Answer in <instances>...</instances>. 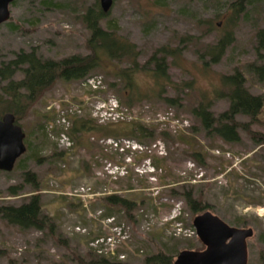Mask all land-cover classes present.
I'll return each instance as SVG.
<instances>
[{"label": "rangeland", "instance_id": "1", "mask_svg": "<svg viewBox=\"0 0 264 264\" xmlns=\"http://www.w3.org/2000/svg\"><path fill=\"white\" fill-rule=\"evenodd\" d=\"M235 1L114 0L110 17L117 21L119 34L141 51V64L163 46L182 48L178 65L168 57L171 82L158 83L153 73L138 71L132 92L113 74L115 64L106 61L111 70H96L84 80L58 81L18 120L28 147L19 169L0 170V207L20 205L38 193L55 231L22 230L0 216V264H86L98 255L143 264L146 255L161 249L177 255L185 249L203 250L205 246L191 232L197 214L168 190L179 189L182 183L229 225L253 228L248 264H264V105L255 122L237 116L250 131L240 126L236 142L208 133L192 114L203 96L213 101L215 115L226 111L229 101L217 98L216 91L223 89L221 75L236 70L244 74L248 90L264 99V79L250 67L264 63V52L258 54L256 49V33L264 27V0L246 1L235 41L220 62L210 64L206 57V65L199 58L224 32L216 29L199 39L200 18L229 19ZM95 2L16 0L10 6V19L0 24V64L21 50H35L54 60L86 55L89 31L81 16ZM20 77L18 73L16 78ZM112 82L117 87H111ZM4 84L0 81V87ZM131 94L133 106L121 105ZM165 97L176 103L169 105ZM79 119H91L93 125L139 122L153 127L155 138L139 144L88 130L81 139L84 144H78L68 132ZM195 152L203 155V163L195 159ZM23 167L36 173L38 191L24 179ZM176 181L181 183L167 185ZM130 185L133 192L127 191ZM13 186L21 187L16 195L10 193ZM114 193L138 195L142 204L135 212L136 223L123 211L105 216L104 198ZM164 204L172 208L162 209ZM177 216L181 219L175 221Z\"/></svg>", "mask_w": 264, "mask_h": 264}, {"label": "trees", "instance_id": "2", "mask_svg": "<svg viewBox=\"0 0 264 264\" xmlns=\"http://www.w3.org/2000/svg\"><path fill=\"white\" fill-rule=\"evenodd\" d=\"M246 1L236 0L230 4L231 17L229 19L215 22L220 15H216L215 18H200L198 26L201 35L197 36L199 39L211 34L216 29L224 31L214 43L208 44L204 52L202 51L199 54V58L205 62L204 64L208 65V61L205 60L206 57L209 58L210 64L220 62L227 50L232 46L235 41V29L239 24L241 15L246 10ZM81 17L82 22L89 31L86 43L89 52L86 55L75 54L67 58L54 60L42 58L35 50L29 52L21 50L15 54L13 59L1 62L0 81H6V84L0 87V116L5 113H13L18 123V120L24 117L27 111L32 110L45 92L51 89L58 81L84 80L96 70L107 69L109 71L111 70V64L106 61L115 64L113 74L120 84H124L123 86L129 88L132 92L135 89V76L138 71L144 70L153 73V78L158 83L161 81L171 82L168 73V57H173L172 64L178 65L177 58L183 52L181 47L163 46L148 59L147 63L141 64L139 61L141 51L136 44L119 34L117 21L110 17V10L105 12L102 9L100 0H96L93 5L88 6ZM256 38V49L258 54H262L264 52V27L257 31ZM124 63H126V66L123 65ZM147 64L151 65V69L146 66ZM250 67L259 79H264V63L251 65ZM18 73L21 74L20 78H16ZM221 83L223 89L216 91V97L227 98L229 108L221 114L215 115L211 110L213 101L203 96L202 101L193 107L192 114L200 120L208 133H213L228 142H236L240 138L238 132L240 126L250 131L249 125L241 124L237 121V116L244 115L249 117L250 123L257 121L263 109L264 99L262 96L255 95L248 90L246 78L238 70L232 74L221 75ZM110 86L115 88L117 83L112 82ZM164 100L169 105L176 103V99L170 97H165ZM134 101L135 97L131 94L127 101H121V105L125 104L131 107ZM152 128L134 121L127 125L126 123L125 125L117 123L115 125L109 123L106 125H93L91 119H79L70 128L71 132H68V136L73 141L77 139L78 144H84V141H81L84 137V131L96 130L101 132L105 138H127L143 144L145 139L155 138V129ZM163 135L168 134L164 133ZM26 144L28 147V143ZM194 157L198 162L203 163V155L201 153L195 152ZM19 159L14 169H19L20 164L25 160L24 158ZM155 166L159 168V166ZM22 169L24 179L33 184V191H38L39 180L36 173L24 167ZM179 183L181 181L167 183V185H179ZM179 186H181L179 189L170 188L168 190L171 195H177L182 198L187 209L193 215H198L211 209L208 203L195 196L192 188L190 189L184 183ZM20 188V186H13L10 188V193L16 195L19 193ZM134 190L135 188L132 185L127 189V191L131 192ZM104 200L107 209L105 216L114 217L115 214L123 211L130 221L134 223L138 221L135 212L142 204L138 195L114 193L106 196ZM146 203H149V201ZM150 204L153 205V201ZM153 207L158 212V206L153 205ZM161 208L169 211L172 205L164 204ZM0 216L8 224L17 226L22 230L55 231L54 221L42 211L41 195L38 193L32 194L28 201L20 205L1 206ZM180 216H177L175 221L180 220ZM190 246L194 247L195 244L192 243ZM1 254L2 251L0 250ZM176 255L177 251L171 254L165 249H161L146 255L143 264H173ZM9 264L16 263L11 261ZM86 264L126 263L110 256L98 255Z\"/></svg>", "mask_w": 264, "mask_h": 264}, {"label": "water", "instance_id": "3", "mask_svg": "<svg viewBox=\"0 0 264 264\" xmlns=\"http://www.w3.org/2000/svg\"><path fill=\"white\" fill-rule=\"evenodd\" d=\"M14 1L0 0V24L10 19V6ZM113 2L100 0L105 12L111 9ZM25 138L26 133L13 113L0 116V170L14 169L17 160L27 151ZM192 224L205 248L182 250L173 264H248V239L254 235L253 228L231 226L209 210L196 215Z\"/></svg>", "mask_w": 264, "mask_h": 264}, {"label": "built area", "instance_id": "4", "mask_svg": "<svg viewBox=\"0 0 264 264\" xmlns=\"http://www.w3.org/2000/svg\"><path fill=\"white\" fill-rule=\"evenodd\" d=\"M191 232H192L193 234H196L195 229H193Z\"/></svg>", "mask_w": 264, "mask_h": 264}, {"label": "flooded vegetation", "instance_id": "5", "mask_svg": "<svg viewBox=\"0 0 264 264\" xmlns=\"http://www.w3.org/2000/svg\"><path fill=\"white\" fill-rule=\"evenodd\" d=\"M16 1V0H15ZM12 5V4H11Z\"/></svg>", "mask_w": 264, "mask_h": 264}]
</instances>
